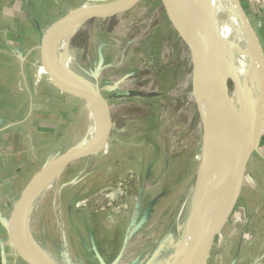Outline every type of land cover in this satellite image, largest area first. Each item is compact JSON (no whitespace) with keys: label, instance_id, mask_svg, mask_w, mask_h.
<instances>
[{"label":"rangeland","instance_id":"rangeland-1","mask_svg":"<svg viewBox=\"0 0 264 264\" xmlns=\"http://www.w3.org/2000/svg\"><path fill=\"white\" fill-rule=\"evenodd\" d=\"M112 1H71L69 7ZM61 2L60 14H44L37 46L24 48L30 70L42 67L44 37L68 13L62 9L66 1ZM240 2L245 12L246 2ZM245 14L257 36L259 54L253 65L264 77V18ZM70 49L77 72L108 100L112 130L103 149L73 161L44 189L33 206L29 236L60 264H113L119 256L116 264H137L145 250L156 245L148 264H171L180 259L181 247H172L164 233L204 156L200 109L206 107L191 92L195 64L190 47L162 0H136L123 13L84 22ZM49 79L46 71L28 87L42 86L46 92L50 85L62 91ZM71 97L69 103L61 98L56 156L87 138L84 98ZM243 177L241 195L207 264L230 253L234 233L248 243L253 240L254 248L257 244L254 235L263 228L256 201L264 196V133ZM83 211L87 223L69 220Z\"/></svg>","mask_w":264,"mask_h":264},{"label":"water","instance_id":"water-1","mask_svg":"<svg viewBox=\"0 0 264 264\" xmlns=\"http://www.w3.org/2000/svg\"><path fill=\"white\" fill-rule=\"evenodd\" d=\"M136 0H116L108 5L82 6L69 11L61 20L53 24L44 37V57L48 74L55 86L70 94L86 98L94 107L99 131L95 140L76 145L50 161L23 190L15 202L10 218L9 233L16 253L28 264H58L43 250L28 233L26 216L34 199L44 186L58 176L73 161L95 154L104 148L112 130L110 105L100 90L91 82L69 71L61 62L56 51L59 35L92 18H109L127 11ZM166 12L180 35L188 43L197 73L219 111L201 108L204 126V162L200 185V205L210 226L202 233L191 251L176 264H204L212 251L216 237L232 214L242 192L243 176H232L227 171L220 172L215 167L212 143L214 139L228 132L235 124L236 115L228 97V79L218 61L217 46L211 37L197 26L190 0H162ZM239 7V1L236 2ZM244 9V8H243ZM246 12V11H245ZM208 140V145L206 144ZM252 151L247 155L250 157ZM216 193L220 194L219 201ZM218 210V213L212 211ZM216 210V211H217ZM120 256L117 260H119Z\"/></svg>","mask_w":264,"mask_h":264},{"label":"crops","instance_id":"crops-1","mask_svg":"<svg viewBox=\"0 0 264 264\" xmlns=\"http://www.w3.org/2000/svg\"><path fill=\"white\" fill-rule=\"evenodd\" d=\"M61 1L67 3V6L62 7L66 13L82 4L76 2L71 8V1L80 0H0V248L5 255L6 264H27L17 256L12 245L9 233L10 214L15 202L31 182V175L41 171L58 157L53 153L56 152L57 144L54 141L62 121L61 98H66L69 103L73 96L50 85L46 92L42 86L39 89L32 87L31 90L28 87L32 79L42 77L48 71V65L44 57L42 67L38 65L36 70H30L32 67L28 65L30 60L28 61L24 48L37 46L39 30L43 31L44 28V14H60ZM245 2L246 11L250 15L256 19L263 15L264 18V0ZM40 18L42 24H39ZM262 32L264 33V25ZM29 41L31 44H27ZM36 64H39V58H36ZM49 80L56 85L53 79ZM263 198L262 195L260 201H256L263 228L254 235L258 239L255 248L251 243L253 240L248 243L246 237L241 239L234 233L230 253L223 252L211 264H264ZM77 214L79 215H71L73 217L70 216L69 220L79 218L81 222H88L87 211ZM241 241L245 243L244 246ZM195 243L196 241L186 247L180 259H175L171 264L183 259ZM209 259L210 256L204 264Z\"/></svg>","mask_w":264,"mask_h":264},{"label":"bare ground","instance_id":"bare-ground-1","mask_svg":"<svg viewBox=\"0 0 264 264\" xmlns=\"http://www.w3.org/2000/svg\"><path fill=\"white\" fill-rule=\"evenodd\" d=\"M114 1L86 6L108 5ZM237 1H239L241 7L237 5ZM190 2L198 28L204 34L207 33L211 37L212 43L217 46L218 61L225 77L228 79V97L236 115L232 129L218 136L212 143L214 160L216 161L215 167L220 172L227 171L232 176H243L248 161L247 155L250 151L256 149L264 133V77L260 71L254 68L252 61L259 54L256 44L257 36L240 0H190ZM81 26L82 24L62 32L56 44V51L60 55L63 65L78 76L81 75L75 69L70 43ZM246 79H248V82H246ZM191 92L209 111H219L216 103L206 91L197 73L196 65ZM83 103L87 119V138L84 143H87L95 140L99 125L94 107L90 101L84 97ZM208 143L207 140L206 144L208 145ZM203 162L204 156L198 172L184 189L181 201L177 205V209L170 219L168 229L164 233L170 238L172 247H181L178 249L179 256L186 247L198 240L202 229L211 225L209 217L207 218L204 215L203 208L200 205ZM59 178L60 176H55L39 192L29 208L26 221L30 219L33 206L44 192V189L55 183ZM216 195V200L219 201L221 196L218 193ZM213 210L218 213L217 209L212 208ZM156 246L146 249L137 264H148ZM52 259L60 264L53 257Z\"/></svg>","mask_w":264,"mask_h":264},{"label":"built area","instance_id":"built-area-1","mask_svg":"<svg viewBox=\"0 0 264 264\" xmlns=\"http://www.w3.org/2000/svg\"><path fill=\"white\" fill-rule=\"evenodd\" d=\"M2 248H0V264H6L4 262V253L1 251ZM17 256H19V254L17 253ZM20 257V256H19ZM28 264V263H27Z\"/></svg>","mask_w":264,"mask_h":264}]
</instances>
